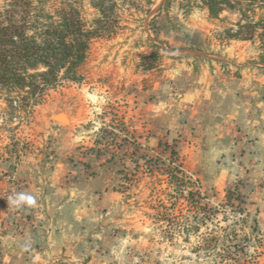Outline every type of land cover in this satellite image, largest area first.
<instances>
[{
    "label": "rangeland",
    "instance_id": "obj_1",
    "mask_svg": "<svg viewBox=\"0 0 264 264\" xmlns=\"http://www.w3.org/2000/svg\"><path fill=\"white\" fill-rule=\"evenodd\" d=\"M49 1L73 4L98 33L81 80L59 82L34 103L0 88V157H38L48 168L66 161L86 214L74 249L49 260L43 242L21 252L0 244V264H264V167L243 145L218 151L194 119L177 114L202 65L218 70L216 79L264 71L259 29L229 37L264 18V7L243 3L212 17L201 0ZM9 193L12 234L33 233L24 201Z\"/></svg>",
    "mask_w": 264,
    "mask_h": 264
},
{
    "label": "crops",
    "instance_id": "obj_2",
    "mask_svg": "<svg viewBox=\"0 0 264 264\" xmlns=\"http://www.w3.org/2000/svg\"><path fill=\"white\" fill-rule=\"evenodd\" d=\"M189 65L186 69L190 71L193 63ZM217 71L202 65L199 75L193 80V76L188 77L191 84L179 97L186 110L177 114L194 119L197 133L201 138L211 139V143L216 139L218 151H230L233 144L243 145L249 154H256L257 163L264 167V71L245 68L239 77L222 75L216 79ZM221 139L228 140L226 146ZM12 160L0 157V244L21 252L22 248L43 242L50 250L44 257L49 260L64 249H74L75 224L85 218L86 212L79 210L75 201L80 200L76 198L83 192L75 189V183L66 182L69 169L66 161L57 160L48 168L38 157L36 161L22 159L13 163ZM10 177L25 179L21 194L35 200L34 204L24 201L23 210L24 215L34 220L33 233L13 235L7 224L11 216L7 212Z\"/></svg>",
    "mask_w": 264,
    "mask_h": 264
},
{
    "label": "trees",
    "instance_id": "obj_3",
    "mask_svg": "<svg viewBox=\"0 0 264 264\" xmlns=\"http://www.w3.org/2000/svg\"><path fill=\"white\" fill-rule=\"evenodd\" d=\"M49 0H0V88L23 91L26 101L36 102L48 88L62 81H79V69L87 55L89 40L98 33L87 28L77 8L70 3ZM212 17L225 8L251 6L263 0H201ZM100 7V5H99ZM247 10H249L247 8ZM245 14H243L244 16ZM251 33L256 29L260 40L264 37V18L238 25ZM248 37V38H249ZM264 46V38L262 42ZM171 150V155H175ZM158 159V158H157ZM188 199L195 202L194 194ZM241 204V195H235ZM53 264H67L61 260Z\"/></svg>",
    "mask_w": 264,
    "mask_h": 264
},
{
    "label": "built area",
    "instance_id": "obj_4",
    "mask_svg": "<svg viewBox=\"0 0 264 264\" xmlns=\"http://www.w3.org/2000/svg\"><path fill=\"white\" fill-rule=\"evenodd\" d=\"M21 191V182L19 180L12 181L11 190L9 193V199L21 205L22 201H19Z\"/></svg>",
    "mask_w": 264,
    "mask_h": 264
},
{
    "label": "water",
    "instance_id": "obj_5",
    "mask_svg": "<svg viewBox=\"0 0 264 264\" xmlns=\"http://www.w3.org/2000/svg\"><path fill=\"white\" fill-rule=\"evenodd\" d=\"M191 52V51H190ZM192 54L198 55V56H207L204 53L198 52V51H193L191 52ZM52 120L54 121H58V122H64L63 119L61 118V116L59 114H55V115H51L50 116Z\"/></svg>",
    "mask_w": 264,
    "mask_h": 264
},
{
    "label": "clouds",
    "instance_id": "obj_6",
    "mask_svg": "<svg viewBox=\"0 0 264 264\" xmlns=\"http://www.w3.org/2000/svg\"><path fill=\"white\" fill-rule=\"evenodd\" d=\"M19 201H26L29 204H34L35 203V200H34V198L32 196L24 195V194H21L19 196Z\"/></svg>",
    "mask_w": 264,
    "mask_h": 264
}]
</instances>
